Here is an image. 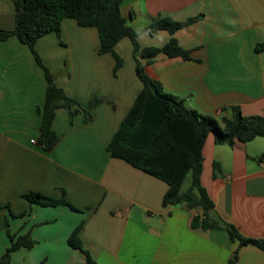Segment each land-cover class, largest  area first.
Returning a JSON list of instances; mask_svg holds the SVG:
<instances>
[{"label":"crops","instance_id":"crops-1","mask_svg":"<svg viewBox=\"0 0 264 264\" xmlns=\"http://www.w3.org/2000/svg\"><path fill=\"white\" fill-rule=\"evenodd\" d=\"M126 24L141 30L159 16L192 21L173 37L189 58L158 54L144 71L184 105L219 118L230 105L243 115L264 114V0H121ZM15 21L11 0H0V28ZM170 34L141 32L140 47H160ZM34 49L53 82L78 104L57 107L50 150L37 143L46 79L30 49L15 36L0 40V256L5 231L29 234L34 243L10 253L9 264H87L68 244L71 232L97 264H264V249L239 245L223 228L191 225L194 210L162 204L167 183L106 149L141 89L129 38L117 42L121 64L98 53L95 28L73 18L37 38ZM86 111L88 119L85 118ZM34 140L32 142L31 140ZM264 137L216 143L209 133L201 149L200 182L219 217L240 234L264 238ZM189 185L187 175L181 185ZM40 192L65 204L29 203ZM9 210L15 217L7 215ZM23 213L22 215H19Z\"/></svg>","mask_w":264,"mask_h":264},{"label":"trees","instance_id":"trees-1","mask_svg":"<svg viewBox=\"0 0 264 264\" xmlns=\"http://www.w3.org/2000/svg\"><path fill=\"white\" fill-rule=\"evenodd\" d=\"M14 5L15 21L10 29L0 28V40L15 36L30 49L46 79L43 105L40 109V124L37 143L44 150H50L58 137L51 127L57 107H65L72 113L71 105L78 102L69 97L56 85L47 68L34 49V43L40 36L53 31L59 34L60 23L66 17L73 18L84 27H93L98 37V53H111L114 57V70L121 64V58L114 47L124 37L132 44L135 59V74L141 82V89L131 106L113 132L106 149L111 156L121 158L134 167L156 176L167 183L162 204L183 203L194 210L191 225L201 228H223L230 239H237L239 245L248 242L264 249V238L243 236L230 223L223 221L214 210V204L206 189L201 185V149L206 136L211 133L216 143L231 144L235 139L248 141L254 137H264V114L243 115L236 105L224 107L217 118L204 115L187 108L183 99L162 90L160 84L143 69L148 62L160 53L167 56L189 58V51L182 48L173 33L189 24L192 19L175 21L168 15L159 16L141 30H134L126 24L120 9L121 0H11ZM158 30H166L170 37L162 46L140 47L137 36L141 32L154 35ZM85 118L88 119L86 111ZM258 159L264 161V151ZM189 185L181 190L186 176ZM29 203L39 205L65 204L76 210L65 197L47 196L40 192L29 191L21 194ZM7 215L15 217L9 210ZM20 213L19 215H22ZM77 226L68 237V244L79 249L87 264H97L89 253L82 249ZM5 231L8 246L0 256V264H9L10 253L23 246L30 248L34 241L29 234L15 235L8 230L5 219ZM39 264H44L43 260Z\"/></svg>","mask_w":264,"mask_h":264},{"label":"built area","instance_id":"built-area-1","mask_svg":"<svg viewBox=\"0 0 264 264\" xmlns=\"http://www.w3.org/2000/svg\"><path fill=\"white\" fill-rule=\"evenodd\" d=\"M31 141H32V142H34V140H33V139H32Z\"/></svg>","mask_w":264,"mask_h":264},{"label":"rangeland","instance_id":"rangeland-1","mask_svg":"<svg viewBox=\"0 0 264 264\" xmlns=\"http://www.w3.org/2000/svg\"><path fill=\"white\" fill-rule=\"evenodd\" d=\"M260 140H264V139H260Z\"/></svg>","mask_w":264,"mask_h":264}]
</instances>
